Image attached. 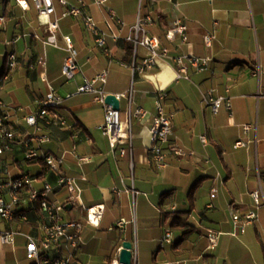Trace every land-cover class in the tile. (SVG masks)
Masks as SVG:
<instances>
[{
  "label": "crops",
  "instance_id": "1",
  "mask_svg": "<svg viewBox=\"0 0 264 264\" xmlns=\"http://www.w3.org/2000/svg\"><path fill=\"white\" fill-rule=\"evenodd\" d=\"M66 1L77 4L79 0ZM82 1L84 12L108 33L106 45L97 46L82 22L72 17L59 21V45H65L63 36L71 37L85 76L107 72L103 90L119 96L122 115L136 106L146 109L148 115L132 120V148L123 156L113 154L99 130L103 107L93 95L76 93L81 74L72 84L75 88L62 78L66 51L44 43L43 19L34 8L24 12L12 0H0L2 71L8 53L17 57L8 79L0 81V101L10 115L17 140L0 156V181L28 173L40 178L37 187L43 180L55 182L43 161L25 160L20 144L33 131L24 117L35 111L51 85L60 95H70L61 111L76 126L52 128L51 140L41 151L63 156L66 175L86 178L78 180L85 206H105L98 227L83 225L74 264H113L124 241L132 243L136 264H264V0H108L102 6L93 0ZM54 5L60 15L64 7L59 0ZM108 9L124 23L120 31L115 21L109 22ZM146 16L153 23L142 28L158 37L171 55L209 57V68L192 70L189 80L179 81H175L169 59L159 60L145 72L134 70L148 53L125 38ZM177 19L188 27L184 44L177 36L173 40L166 37ZM112 34L121 38L114 40ZM208 34L212 39L206 45L204 36ZM158 89L167 92L165 111L174 113L172 134L163 144V167L149 153V126ZM209 91L213 96L227 95L230 110L222 107L213 114L202 101ZM244 124L251 127L247 132L242 129ZM201 135L206 136V144L201 143ZM239 141L245 145L234 147ZM178 148L185 154H174ZM72 151L91 160L78 164ZM113 187L120 193H113ZM212 189H216L214 197ZM255 190L261 195L259 207L250 195ZM66 198L65 189L49 195L58 202ZM250 211L257 213V220L241 233L233 215ZM74 214L84 219L81 211ZM27 216V221L11 227L38 237L36 214L28 212ZM119 219L126 221L124 228L110 229ZM167 231L172 236L169 243L164 241ZM210 232L220 233L214 246L208 241ZM25 246L21 235L15 236L13 244L0 243V264H29Z\"/></svg>",
  "mask_w": 264,
  "mask_h": 264
},
{
  "label": "built area",
  "instance_id": "2",
  "mask_svg": "<svg viewBox=\"0 0 264 264\" xmlns=\"http://www.w3.org/2000/svg\"><path fill=\"white\" fill-rule=\"evenodd\" d=\"M22 11H27L30 6L27 0H12ZM33 8L38 16L43 19L44 43L66 51L61 67V76L65 81H75L77 75H82V81L77 86L76 93L91 94L94 101L100 104L104 109V120L99 126V130L109 142L113 154L123 156L127 148H132V120L143 119L148 115V111L141 106L133 109L129 107L128 111L122 115L120 110H115L111 105L105 103L107 93L103 90L102 85L107 80V72L102 71L94 77H87L83 74L81 65L77 61V51L74 48L70 36H63L65 45L61 47L58 42L59 21L64 18L72 17L82 22L84 29L93 37L97 46L104 47L108 33L100 29L95 23L92 16L84 12L85 4L79 0L77 4H72L66 0H59L63 11L60 15L56 14L54 0H31ZM108 0H93L97 6L105 5ZM109 22L115 21L119 31L124 27V23L116 16L112 9L107 10ZM153 18L146 16L138 20L135 26L131 28L125 39L133 43L137 49L142 47L146 49L147 56L143 57L139 65H134V70L145 72L158 64L159 60L169 59L171 61L175 81L189 80L190 72H203L209 68L210 58L199 57L189 54L171 55L166 47H162L158 37L147 34L142 26L151 25ZM4 24V17L0 16V27ZM175 36L179 37L180 43L184 44L188 39V27L182 19H177L171 28L166 31V37L173 40ZM114 40L120 39L119 34H112ZM212 36L205 35L206 45L211 42ZM43 66L44 63L40 62ZM17 65V57L14 52L6 55V70L3 72L0 81H6L10 72ZM44 78V74H41ZM262 92L264 93V79L262 81ZM228 92V90H226ZM213 91L205 93L202 97L206 105L213 114H216L222 107L230 110V100L227 95H215ZM155 99L153 107L155 114L152 116L149 126L151 146L149 153L158 167L166 164V153L163 144L167 142L169 135L172 134L173 112L165 111V101L167 92L164 89H158L154 92ZM70 95H60L51 85L47 86L44 96L39 100L34 112L24 117L26 125L33 131L20 141L24 148V158L27 162L36 160L43 161L45 170L55 176V182L52 184L43 180L37 187L35 183L39 177L29 175L28 173L20 174L14 178H8L0 181V243L4 245L13 244L15 236L21 235L26 239L25 255L29 264H74L76 253L82 245L81 230L84 224L92 227H98L102 221L105 206L102 203L85 206L82 202L78 180L85 181L86 178H80L66 175L63 172L64 157L55 155L51 152H43L42 146L50 142V130L72 129L76 122L71 121L61 111V106ZM119 99V96L116 95ZM5 106L0 101V156L11 150L12 146L17 143L15 133L10 122V115L3 110ZM250 125L244 124L242 129L247 132ZM201 143L206 144L205 135L199 137ZM244 142L235 143L234 147L244 146ZM176 155H184L182 149H174ZM78 164L87 163L91 160L90 156L79 155L72 151ZM192 154V152H190ZM65 189L67 198L64 202L49 199V195L56 190ZM112 192L119 194L120 190L113 187ZM216 189H212L211 196L214 197ZM255 205L259 207L262 203L259 190L250 193ZM71 205L66 209V205ZM81 211L84 219L81 220L75 216V211ZM28 212L36 214L37 229L39 236H32L15 230L11 225L27 221ZM257 220V213L250 211L244 216L233 215V221L238 230L244 232L245 226L254 223ZM126 225L124 219L117 220L110 229H123ZM219 232H210L208 241L210 246L216 244ZM171 232L167 231L164 241H171ZM113 264H119L117 260ZM131 264H136L133 260Z\"/></svg>",
  "mask_w": 264,
  "mask_h": 264
},
{
  "label": "water",
  "instance_id": "3",
  "mask_svg": "<svg viewBox=\"0 0 264 264\" xmlns=\"http://www.w3.org/2000/svg\"><path fill=\"white\" fill-rule=\"evenodd\" d=\"M105 103L111 105L113 109H120L119 99L114 94H107L105 97ZM71 205L67 204L66 209H70ZM132 262V243L128 241H124L122 243V248L118 255V263L119 264H131Z\"/></svg>",
  "mask_w": 264,
  "mask_h": 264
},
{
  "label": "rangeland",
  "instance_id": "4",
  "mask_svg": "<svg viewBox=\"0 0 264 264\" xmlns=\"http://www.w3.org/2000/svg\"><path fill=\"white\" fill-rule=\"evenodd\" d=\"M27 2H28V4H29V6L33 9V4H32V2H31V0H27ZM3 57H1V55H0V73H1V71H2V69H3ZM74 82L75 81H67L66 83H68L69 85H72V84H74ZM74 88H75V86L74 85H72ZM74 90V89H73Z\"/></svg>",
  "mask_w": 264,
  "mask_h": 264
},
{
  "label": "trees",
  "instance_id": "5",
  "mask_svg": "<svg viewBox=\"0 0 264 264\" xmlns=\"http://www.w3.org/2000/svg\"><path fill=\"white\" fill-rule=\"evenodd\" d=\"M3 72H4V70H3V71H1V73H0V80H1V76H2Z\"/></svg>",
  "mask_w": 264,
  "mask_h": 264
}]
</instances>
